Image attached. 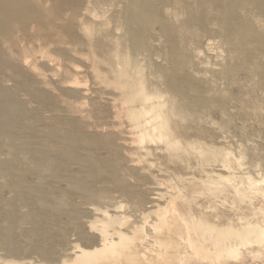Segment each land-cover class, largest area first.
Listing matches in <instances>:
<instances>
[{"label": "rangeland", "instance_id": "374dc122", "mask_svg": "<svg viewBox=\"0 0 264 264\" xmlns=\"http://www.w3.org/2000/svg\"><path fill=\"white\" fill-rule=\"evenodd\" d=\"M217 1L40 0L29 37L2 24L0 264L68 263L109 216L192 264H264V239H200L228 217L264 234V0H222L227 22Z\"/></svg>", "mask_w": 264, "mask_h": 264}, {"label": "bare ground", "instance_id": "6f19581e", "mask_svg": "<svg viewBox=\"0 0 264 264\" xmlns=\"http://www.w3.org/2000/svg\"><path fill=\"white\" fill-rule=\"evenodd\" d=\"M38 1L40 0H0V31L3 30L2 24L9 22L13 24L12 26L22 31L24 35L27 34L29 37L31 35L30 26H35L43 16L47 18L46 11H41L42 13L39 12L36 3ZM205 1L213 5L209 2L210 0ZM217 4L224 12V19L227 22L228 17L231 15L230 7L228 8L227 2L222 0L217 1ZM76 5H78V0H57V5L55 4L54 8L51 7V10L58 11L67 8L68 10H72L73 13V9ZM56 13L54 14L57 15ZM221 18V20H223V17ZM1 99L0 97V101ZM6 109L10 111V108ZM6 109L3 108V110ZM146 117V123L153 119L152 115ZM149 130L151 131V134L148 135L150 140L166 137L160 124H153ZM234 191L236 192V189ZM235 218L237 219V217ZM112 220L114 219L109 216L98 225L100 226L99 246L93 247V249L80 248L70 262L67 263L63 261L61 264H175L173 260H177L176 264H192V259L191 257L189 258L190 254L186 256L184 251L180 249V242L170 235H163V237L161 236L156 239L158 242L157 244L161 246V248L150 249L140 244V241L146 237V233L143 234V232L139 230L140 226L139 228L135 226L131 231L124 232L120 228L113 226L111 224ZM231 220L230 217H228L224 222L220 223L214 220L209 222H205L204 220L200 221L199 225L202 230L200 232V239L207 244L211 252L216 254L217 258H221L222 256H234L238 243L251 241L260 242L264 239L263 228L258 226V224L251 225L252 223L249 224L248 222H241L240 224L237 222V224H234L235 222L233 221V223ZM111 225L113 227H111ZM185 253H187L186 250Z\"/></svg>", "mask_w": 264, "mask_h": 264}]
</instances>
